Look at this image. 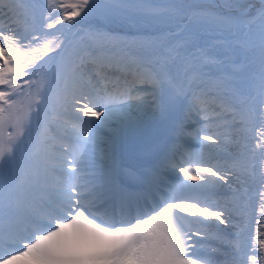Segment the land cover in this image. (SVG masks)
I'll list each match as a JSON object with an SVG mask.
<instances>
[{"label": "snow or ice", "instance_id": "obj_1", "mask_svg": "<svg viewBox=\"0 0 264 264\" xmlns=\"http://www.w3.org/2000/svg\"><path fill=\"white\" fill-rule=\"evenodd\" d=\"M237 7L0 0V129L14 130L0 138V264H264V225L245 236L253 184L264 217V0L255 15ZM66 24L84 27L70 37ZM49 53L59 59L42 68ZM139 84L169 122L164 145ZM193 114L201 127L188 132ZM186 136L208 143L189 151ZM221 145L224 159L205 157ZM167 169L201 196L179 195L192 185L177 175L149 204L142 193Z\"/></svg>", "mask_w": 264, "mask_h": 264}, {"label": "bare ground", "instance_id": "obj_2", "mask_svg": "<svg viewBox=\"0 0 264 264\" xmlns=\"http://www.w3.org/2000/svg\"><path fill=\"white\" fill-rule=\"evenodd\" d=\"M8 0H5V3H7ZM29 2V0H25V3ZM65 0H58V3H63ZM68 2H75V0H68ZM211 3H217V2H222V0H209ZM233 2L236 5H239L240 7H237L233 9V13L236 15H241L244 14L245 12L251 15H255L256 10L260 8L261 6V0H233ZM58 10V9H57ZM78 19V18H77ZM0 24H3L5 27H9L10 25L8 24L7 20H0ZM81 27H84L83 25L77 24L74 28L69 27V25H65L63 28V33L69 35L70 37L72 36L73 33H75L78 29ZM60 29L59 26L55 32H51L49 35H44L42 36V43L47 40H51L53 35H59L60 34ZM32 35H37V33H33ZM33 47H38V45H33ZM59 57L53 53H49L47 57H45V62L41 65L42 68H48L51 66H54L55 63L58 61ZM33 79H38L37 76L32 77ZM18 83L22 84V81L18 79ZM148 86V85H146ZM151 88V86H150ZM152 91V88L151 90ZM187 112V107L184 103H179L177 108L175 109V115H180L182 113ZM195 117L197 116L193 114L190 119L186 121L191 127L187 129L188 132H192L195 128H199L201 125L195 122ZM193 118V119H191ZM142 120L145 125L152 127L153 129L156 130V134H160V131L157 127H162L160 129L168 131L167 134L161 135V138L164 140V144L169 141L170 138V129H169V122L166 120H163L160 117V114L155 112L153 110V105H152V99L151 95L147 96L144 109H143V115H142ZM14 132V130L8 126L7 124L4 126L3 129H0V138H3L5 140L8 139L9 133ZM207 134L206 132H202L201 136ZM60 135L61 136H66L65 142L67 144H72L73 139L71 136L70 131L66 134L63 129L60 130ZM161 139V142H162ZM208 142L202 141V140H197L195 136H186L182 140H180V144L184 147L187 148L189 151H194V152H199L201 151V144H207ZM224 146H220L219 148L223 149ZM214 149V148H212ZM208 151L210 149L207 148ZM206 150V151H207ZM231 149H229L230 151ZM205 153V151H204ZM214 153V151H212ZM214 155V154H213ZM205 157L208 159L213 160L214 162V157L212 158V155H208L205 153ZM221 157V156H220ZM195 159V158H194ZM151 165L148 164L147 167H150ZM208 166V165H205ZM179 176L180 180H185V182L189 185H192L188 189L184 190L183 192L179 193V195L183 196H201L202 190L200 187L196 186L194 182L186 180V178L183 176L182 173H178L176 171H173L171 169H167L162 173V182L156 186H154L151 190L147 192H143L142 195L147 198V202L149 204L157 202L159 199L164 197L165 195H172L168 189V185L170 184H175L178 183V181L175 179L176 176ZM137 189H140L138 185H136ZM132 188V187H130ZM258 186L253 184L251 186V191H250V196H251V201H250V207H249V213L248 216L246 217V232L245 236L246 237H251L257 235L256 229L260 225H264V217H261L259 214V197H258ZM131 191V190H130ZM132 192H135L134 190ZM229 194V189L227 187L219 189V192L216 197H213L214 199H219L221 202H223L224 198ZM194 202V201H191ZM198 206V205H197ZM204 205H199L198 207H203ZM186 215V214H182ZM197 217L199 219H203V217H199V214H197ZM259 221V224L257 223ZM199 226V225H198ZM221 229L224 228L223 225L220 226ZM264 231V228L261 229Z\"/></svg>", "mask_w": 264, "mask_h": 264}, {"label": "water", "instance_id": "obj_3", "mask_svg": "<svg viewBox=\"0 0 264 264\" xmlns=\"http://www.w3.org/2000/svg\"><path fill=\"white\" fill-rule=\"evenodd\" d=\"M137 87L141 90L142 95H146V96L150 95V93H151L150 85L146 86L144 84H139V85H137ZM208 149H210V151L207 150L205 153L208 155H212V158L214 157V162H219L220 160L224 159L226 156V153L224 151H222V149L219 147L214 148V149H212V148H208ZM212 151H214V153H212Z\"/></svg>", "mask_w": 264, "mask_h": 264}, {"label": "rangeland", "instance_id": "obj_4", "mask_svg": "<svg viewBox=\"0 0 264 264\" xmlns=\"http://www.w3.org/2000/svg\"><path fill=\"white\" fill-rule=\"evenodd\" d=\"M191 119H193V118H191ZM197 119H198V118L195 117V122H197ZM193 120H194V119H193ZM200 127H201V126H200ZM186 180H187V178H186Z\"/></svg>", "mask_w": 264, "mask_h": 264}]
</instances>
